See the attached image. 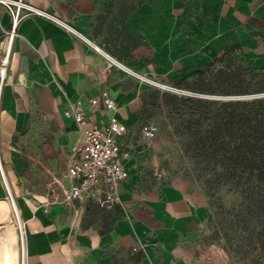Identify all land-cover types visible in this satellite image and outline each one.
Returning a JSON list of instances; mask_svg holds the SVG:
<instances>
[{
	"label": "crops",
	"instance_id": "1",
	"mask_svg": "<svg viewBox=\"0 0 264 264\" xmlns=\"http://www.w3.org/2000/svg\"><path fill=\"white\" fill-rule=\"evenodd\" d=\"M27 1L78 33L29 15L11 40L12 17L0 3V50L11 43L0 78V195L16 207L22 264H234L207 243L206 207L187 181L167 173L168 143L158 135L147 142L141 129L152 109L166 108L152 81L180 80L223 48L264 39V0ZM104 89L114 111L91 103ZM78 102L92 123L115 113L127 125L119 143L129 174L109 209L61 202L83 143L65 115ZM10 213L0 199V221ZM19 250L15 228L4 226L0 264H21Z\"/></svg>",
	"mask_w": 264,
	"mask_h": 264
},
{
	"label": "trees",
	"instance_id": "2",
	"mask_svg": "<svg viewBox=\"0 0 264 264\" xmlns=\"http://www.w3.org/2000/svg\"><path fill=\"white\" fill-rule=\"evenodd\" d=\"M238 47L223 48L215 61L173 79L194 94L157 93L176 120L184 152L212 177H232L248 190L253 182L264 183V65L239 61L233 56ZM210 94L238 97L206 96Z\"/></svg>",
	"mask_w": 264,
	"mask_h": 264
},
{
	"label": "rangeland",
	"instance_id": "3",
	"mask_svg": "<svg viewBox=\"0 0 264 264\" xmlns=\"http://www.w3.org/2000/svg\"><path fill=\"white\" fill-rule=\"evenodd\" d=\"M254 46H241L233 54L239 61L252 67L264 65V39ZM216 59V58H215ZM214 59V61H215ZM213 62V61H212ZM153 87L161 91L180 95L194 94L187 88L178 87L171 79ZM211 98H235L238 95H206ZM252 96V95H241ZM151 117L145 122H155L160 136L168 143L165 158L170 163L166 170L170 175H181L188 183V189L200 204L206 207L205 233L207 243L222 258L234 264H264V183H251L246 190L240 188L232 177H212L208 169L184 152L182 134L176 120L162 108L152 109ZM18 140V135H16ZM10 203V219L0 221L4 226H13L20 242L18 263L22 264L23 242L18 214L6 194L0 199Z\"/></svg>",
	"mask_w": 264,
	"mask_h": 264
},
{
	"label": "built area",
	"instance_id": "4",
	"mask_svg": "<svg viewBox=\"0 0 264 264\" xmlns=\"http://www.w3.org/2000/svg\"><path fill=\"white\" fill-rule=\"evenodd\" d=\"M12 17L11 40L16 26L26 16L42 15L63 27L78 33L69 23L53 13L40 9L27 0H0ZM11 43L5 51L0 50V78L4 79L9 62ZM117 64L121 65L118 61ZM156 82V81H152ZM93 105L102 102L106 109L114 111L116 103L108 89L101 97L90 99ZM65 115L74 118L82 131V146L79 157L73 159L68 168L71 184L64 190L61 202L74 207L77 201L94 200L102 209H109L121 201L120 191L128 170L123 160L129 157V151L121 148L119 135L127 131V125L117 115L111 114L106 125L92 123L81 103H73L65 110ZM142 137L151 142L159 132L157 123L149 121L143 124ZM16 210V207L14 206ZM20 224V223H19ZM21 228V224H20ZM23 242V231H22Z\"/></svg>",
	"mask_w": 264,
	"mask_h": 264
},
{
	"label": "bare ground",
	"instance_id": "5",
	"mask_svg": "<svg viewBox=\"0 0 264 264\" xmlns=\"http://www.w3.org/2000/svg\"><path fill=\"white\" fill-rule=\"evenodd\" d=\"M16 211V210H15ZM17 212V211H16Z\"/></svg>",
	"mask_w": 264,
	"mask_h": 264
}]
</instances>
